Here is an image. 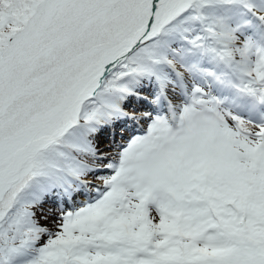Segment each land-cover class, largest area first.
Instances as JSON below:
<instances>
[{"label": "snow or ice", "instance_id": "1", "mask_svg": "<svg viewBox=\"0 0 264 264\" xmlns=\"http://www.w3.org/2000/svg\"><path fill=\"white\" fill-rule=\"evenodd\" d=\"M0 264H264V0H0Z\"/></svg>", "mask_w": 264, "mask_h": 264}]
</instances>
